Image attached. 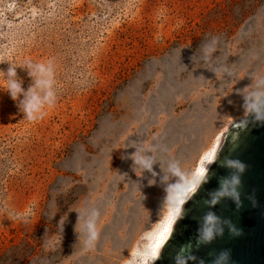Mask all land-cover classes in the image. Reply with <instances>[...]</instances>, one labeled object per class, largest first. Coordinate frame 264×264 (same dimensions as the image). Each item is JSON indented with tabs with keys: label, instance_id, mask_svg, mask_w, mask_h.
I'll return each mask as SVG.
<instances>
[{
	"label": "rangeland",
	"instance_id": "1",
	"mask_svg": "<svg viewBox=\"0 0 264 264\" xmlns=\"http://www.w3.org/2000/svg\"><path fill=\"white\" fill-rule=\"evenodd\" d=\"M49 62L57 100L34 122L0 73V264H146L169 167L195 176L264 80V0H0V71L27 91L25 65Z\"/></svg>",
	"mask_w": 264,
	"mask_h": 264
},
{
	"label": "water",
	"instance_id": "2",
	"mask_svg": "<svg viewBox=\"0 0 264 264\" xmlns=\"http://www.w3.org/2000/svg\"><path fill=\"white\" fill-rule=\"evenodd\" d=\"M226 159L246 166L237 188L239 207L234 199L226 197H218L214 205L207 203L221 190L222 182L233 175V169L221 164ZM208 169L207 182L184 200L179 216L149 264H212L224 250L229 252L227 264H264V122L249 116L246 124L244 119L230 124L220 137ZM208 212L220 221L230 222L238 234L225 224L222 236L210 244L200 243V225Z\"/></svg>",
	"mask_w": 264,
	"mask_h": 264
},
{
	"label": "clouds",
	"instance_id": "3",
	"mask_svg": "<svg viewBox=\"0 0 264 264\" xmlns=\"http://www.w3.org/2000/svg\"><path fill=\"white\" fill-rule=\"evenodd\" d=\"M215 38L209 45L203 46L204 58L207 60L214 52ZM16 66L10 63V66L5 73L0 71L6 77L8 88L7 92L13 99L18 101V108L24 114V117L29 121H36L43 119L46 115L45 107H52L57 100V94L55 90L54 68L51 62L48 64L42 63H28L25 65V69L28 71L29 76L33 79V85L25 91L23 82L18 79ZM257 90L243 95L244 97V110L245 118L244 123L248 122L249 116H254L258 122H264V80H260L256 84ZM22 97V99H21ZM133 162L142 167L143 169L151 170L152 161L150 158L142 154V150L137 151L132 156ZM222 165L233 169V175L222 182L221 190L213 194L211 201L207 202L210 205H214L218 201V197L232 198L236 201L239 207V193L237 188L240 185V174L245 171L246 166L238 160L226 159ZM169 171L172 176L179 178L180 188L179 190L187 193L193 189H198L201 184L206 183L209 178L208 164L205 165L204 174L201 176H186L178 165H171ZM174 189H177V185L174 187H168L167 201L170 200L173 204L174 214L179 216L181 212V206L176 199ZM184 197L182 196L181 199ZM81 217V216H80ZM100 218V212L98 209H91L84 213L83 233L85 235L84 244L87 248L95 247L97 240L99 239L100 232L97 227V222ZM227 224L230 230L234 234H238L236 229L231 226L228 221H220L219 217L214 213L208 212L202 218V222L199 229V242L202 244H210L217 236L223 235V225ZM229 258V252L227 250L221 251L212 261V264H227ZM195 259V257H192ZM203 264V261H201Z\"/></svg>",
	"mask_w": 264,
	"mask_h": 264
},
{
	"label": "bare ground",
	"instance_id": "4",
	"mask_svg": "<svg viewBox=\"0 0 264 264\" xmlns=\"http://www.w3.org/2000/svg\"><path fill=\"white\" fill-rule=\"evenodd\" d=\"M219 140H220V138H217L216 143L214 144L213 148L211 149V152H210L209 156L206 157L204 163L202 165H200V167L198 168L195 176H201V175H203L204 170H205V165L208 164L209 161H210V159L212 158V156H213V154H214V152L216 150V147L218 145ZM179 188H180V186L176 189L175 195H176L177 201H179V203H180V206H182L184 200L188 197V195L190 194V192L184 193V192L180 191ZM182 196L184 197L183 199H181ZM171 215L172 216L169 215L170 216V219L168 218L169 221L165 224V227L162 228L161 229V232H159L157 234V238L155 237L156 240L152 244V248H151L150 254H149V259H148V261H147L146 264H149L151 262V260H152V258L154 256L157 248L159 247L160 243L162 242V240L164 239V237L168 233V231H169V229H170V227H171V225H172V223H173V221H174V219L176 217V215L174 214V212Z\"/></svg>",
	"mask_w": 264,
	"mask_h": 264
}]
</instances>
